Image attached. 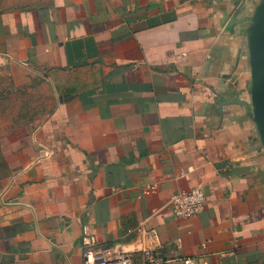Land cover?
<instances>
[{
    "label": "crops",
    "instance_id": "1",
    "mask_svg": "<svg viewBox=\"0 0 264 264\" xmlns=\"http://www.w3.org/2000/svg\"><path fill=\"white\" fill-rule=\"evenodd\" d=\"M264 0H0V73L52 90L0 127V264H264ZM200 188L176 218L169 199Z\"/></svg>",
    "mask_w": 264,
    "mask_h": 264
},
{
    "label": "rangeland",
    "instance_id": "2",
    "mask_svg": "<svg viewBox=\"0 0 264 264\" xmlns=\"http://www.w3.org/2000/svg\"><path fill=\"white\" fill-rule=\"evenodd\" d=\"M55 103L52 90L31 82L23 72L0 73V127L3 129L38 123L52 114Z\"/></svg>",
    "mask_w": 264,
    "mask_h": 264
},
{
    "label": "built area",
    "instance_id": "3",
    "mask_svg": "<svg viewBox=\"0 0 264 264\" xmlns=\"http://www.w3.org/2000/svg\"><path fill=\"white\" fill-rule=\"evenodd\" d=\"M169 204L174 216L180 219H191L203 211L206 205L205 193L200 188L192 189L186 193H178L169 199ZM81 246L84 252L83 264H135L131 252L119 250L110 255L104 254V248L100 246L96 235L85 225L82 229ZM141 264H160L162 259L152 252L144 250L141 252ZM183 264H194L192 260H183Z\"/></svg>",
    "mask_w": 264,
    "mask_h": 264
},
{
    "label": "water",
    "instance_id": "4",
    "mask_svg": "<svg viewBox=\"0 0 264 264\" xmlns=\"http://www.w3.org/2000/svg\"><path fill=\"white\" fill-rule=\"evenodd\" d=\"M253 102L264 106V50L257 60L252 83Z\"/></svg>",
    "mask_w": 264,
    "mask_h": 264
}]
</instances>
